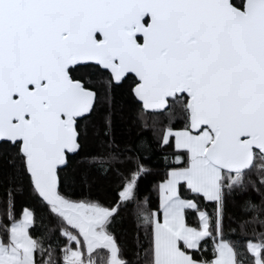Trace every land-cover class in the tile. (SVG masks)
<instances>
[{"label":"snow or ice","instance_id":"6c2138e0","mask_svg":"<svg viewBox=\"0 0 264 264\" xmlns=\"http://www.w3.org/2000/svg\"><path fill=\"white\" fill-rule=\"evenodd\" d=\"M118 89L166 153L152 206L149 142L113 135ZM73 156L115 176L110 203L67 190ZM25 191L40 216L16 212ZM126 208L131 259L110 231ZM0 264H264V0H0Z\"/></svg>","mask_w":264,"mask_h":264},{"label":"trees","instance_id":"16d2710c","mask_svg":"<svg viewBox=\"0 0 264 264\" xmlns=\"http://www.w3.org/2000/svg\"><path fill=\"white\" fill-rule=\"evenodd\" d=\"M97 87L103 90L102 82L98 83ZM123 88H127V82H125ZM115 100L117 111L114 118L113 135L117 145L120 147L125 145L131 146L136 140L137 135H143L149 142V149L145 152V166L150 169V172L140 181L139 198L142 201L146 200L148 206L155 205L158 201L157 193L153 186L163 178L166 171L167 165L164 160L166 153L161 152L156 148L153 133L150 128L141 129L132 126L134 112L130 109L127 99L123 95V89H118L116 91ZM100 150V145H98L94 139H89L85 144L83 151L84 153H92ZM80 160V156H73L70 158V162L75 169V175L79 178L67 190L73 192L75 198L86 196L91 199L99 200L105 204L110 203L112 200V193L116 188L115 176L111 174L106 175L104 172L96 171H87L85 175L82 166L78 163ZM246 195H251L257 202H259V196L255 192L249 190V193ZM244 199L245 196L239 194L230 196L227 199L224 218L225 234L234 240L240 235L239 229H237L236 235H232L231 230L237 228L235 221L244 216L241 209ZM25 207L35 209L38 216L42 214V209L39 208L26 191L16 196L15 210L17 213H21ZM133 214V208L123 209L110 225V231L120 242L124 255L129 259H131L132 252L136 247V229L133 223ZM192 219L193 217L189 216V220ZM37 223L39 224L40 221L38 220ZM44 223L48 224V220L45 219ZM248 235L250 236L251 233ZM240 238L243 239L242 236H240ZM210 245L211 242L209 241V247Z\"/></svg>","mask_w":264,"mask_h":264}]
</instances>
